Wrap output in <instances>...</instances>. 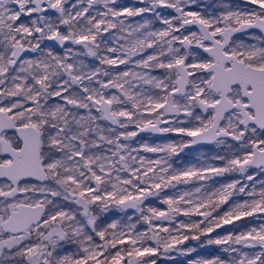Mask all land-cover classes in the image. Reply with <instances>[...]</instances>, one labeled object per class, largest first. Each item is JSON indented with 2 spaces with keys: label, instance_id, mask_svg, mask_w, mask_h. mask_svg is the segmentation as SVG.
Instances as JSON below:
<instances>
[{
  "label": "snow or ice",
  "instance_id": "1",
  "mask_svg": "<svg viewBox=\"0 0 264 264\" xmlns=\"http://www.w3.org/2000/svg\"><path fill=\"white\" fill-rule=\"evenodd\" d=\"M262 177L264 0H0V264H264Z\"/></svg>",
  "mask_w": 264,
  "mask_h": 264
},
{
  "label": "rangeland",
  "instance_id": "2",
  "mask_svg": "<svg viewBox=\"0 0 264 264\" xmlns=\"http://www.w3.org/2000/svg\"><path fill=\"white\" fill-rule=\"evenodd\" d=\"M178 137L175 134H164L162 137H156L154 135L151 134H146V135H141L140 139L144 142H148V143H164L167 140H174L177 139ZM221 148L215 145H211V146H203V147H199L197 149H195L192 154H191V159L188 160V163H197L198 160H200L202 157L204 156H211L214 155L217 152H220ZM187 153V150H186ZM185 156L184 154L181 155L180 160L184 161ZM219 163V162H216ZM227 177L224 178H218L219 182H226L227 181ZM262 179H264V177H262ZM154 206H158V207H162V205L159 204L158 201H153ZM226 207V206H225ZM259 221H256V223H258ZM247 221H239L236 222V226L239 227L240 225L246 224ZM233 226L229 225V226H225V228L231 229ZM217 233H223V230L218 229ZM215 235V233L213 234ZM188 246H192V247H196V252L192 253L190 256H181L178 254H173L174 255V260H165V259H161L160 261H158V264H187V261L189 259H195L197 256H207L211 253H213L214 251L218 253V246L215 245H211V246H207L205 248H200L198 246V242L196 241H189L187 242Z\"/></svg>",
  "mask_w": 264,
  "mask_h": 264
},
{
  "label": "water",
  "instance_id": "3",
  "mask_svg": "<svg viewBox=\"0 0 264 264\" xmlns=\"http://www.w3.org/2000/svg\"><path fill=\"white\" fill-rule=\"evenodd\" d=\"M146 134H149V133H142L141 135H146ZM151 135H154L156 137H162L161 135L159 134H151ZM211 146V145H210ZM200 146H195V149L199 148Z\"/></svg>",
  "mask_w": 264,
  "mask_h": 264
},
{
  "label": "trees",
  "instance_id": "4",
  "mask_svg": "<svg viewBox=\"0 0 264 264\" xmlns=\"http://www.w3.org/2000/svg\"><path fill=\"white\" fill-rule=\"evenodd\" d=\"M221 154H222V150H220Z\"/></svg>",
  "mask_w": 264,
  "mask_h": 264
}]
</instances>
